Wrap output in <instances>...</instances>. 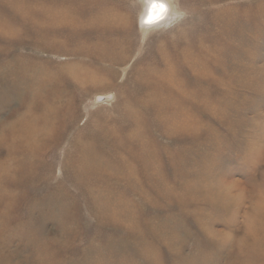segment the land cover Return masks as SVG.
I'll list each match as a JSON object with an SVG mask.
<instances>
[{
    "label": "rangeland",
    "instance_id": "374dc122",
    "mask_svg": "<svg viewBox=\"0 0 264 264\" xmlns=\"http://www.w3.org/2000/svg\"><path fill=\"white\" fill-rule=\"evenodd\" d=\"M180 3L190 18L148 37L131 0H0V264L264 262V0Z\"/></svg>",
    "mask_w": 264,
    "mask_h": 264
},
{
    "label": "bare ground",
    "instance_id": "6f19581e",
    "mask_svg": "<svg viewBox=\"0 0 264 264\" xmlns=\"http://www.w3.org/2000/svg\"><path fill=\"white\" fill-rule=\"evenodd\" d=\"M71 10H69L68 8L66 7H63V6H58L56 9H55V12H54V20H55V24H63V23H66V22H71L73 21L71 17ZM200 56V52H196V51H193L191 54H186L185 57H181V59L184 61L185 64H187L189 67H191L192 69H194L196 72H199V75L202 73V70L198 69V68H195L194 67V64L197 63V60ZM102 57V56H101ZM25 69V68H24ZM23 68H20L18 66H13V69H11V66H10V71L8 69H5L4 71V74L8 73L9 76L11 77V71L15 70L14 72L17 71V73H21L19 75H22V73H24ZM70 70V74H71V77L73 79H78L80 83H85L86 82V74H85V71H81L80 69L78 68H75V67H71L69 68ZM12 74L13 77L15 76L16 78V74ZM27 73H33L32 75V78H34L33 81H31V85H32V88H38L39 90L37 92H40V91H43V88H45L49 83L50 81V77L48 78L46 75H45V72L41 71L38 75L36 74V70L34 68H32V70H29ZM171 68L170 70L168 68H165L163 71H156V70H151V71H148L147 75L145 76V78H160V79H165L164 81L166 82H169L171 81ZM234 73V72H233ZM35 77L37 78L35 80ZM15 78L13 80V82L15 81ZM90 79V78H89ZM231 79V77H230ZM17 80V79H16ZM89 81V80H88ZM232 79L230 80L229 83H231ZM174 83H178L176 81H174ZM179 84V83H178ZM232 84V83H231ZM180 85V84H179ZM13 86V84H12ZM16 86V85H15ZM229 86V84L227 85ZM181 87V85H180ZM18 90H16V93L14 94H8L7 96L10 98V101L13 100L14 97H17L18 96V92L19 91H22L23 89L25 90H28V87H26L25 85H21L20 86V89L17 88ZM30 91V90H29ZM182 91V89H181ZM36 92V93H37ZM187 96L189 97V99L191 101H193L194 105L195 106H198L196 104V102L193 100V97L192 95L188 92L187 93ZM204 99V98H203ZM217 101H214L211 103L210 100L206 101L205 100H202L201 97L199 96V106H205V107H208L212 104H216ZM162 105V104H161ZM160 105V106H161ZM182 108V107H180ZM193 118L190 117V116H187L186 113H182L181 115H179L177 121H173L172 122V128H170V131H174V130H180V131H183V130H190V128L192 127L193 128ZM23 124H24V127H23V132H22V137L24 138V140L22 141V149H24L25 151H28V150H32L34 147H35V136L37 134L36 130H35V124H34V121L33 120H29V119H24L23 121ZM4 162V161H3ZM7 166H6V164ZM12 166V161L11 160H6V162L4 163H0V172H4V171H8V168ZM192 180V179H191ZM199 182V181H198ZM190 183V181L188 182ZM187 183V184H188ZM192 183V182H191ZM185 184V183H184ZM193 185H194V181H193ZM192 186V185H191ZM185 187V185H184ZM183 187V189H184ZM191 189V188H190ZM184 193H186L185 197L187 196H190V193H189V189H185ZM183 194V193H182ZM203 198H209L211 197L212 193L210 192H206L205 194H201ZM196 201V200H194ZM192 201V202H194ZM263 201V200H262ZM263 205V204H262ZM116 221H120V218L118 216L115 215V218ZM170 227V226H169ZM162 232V231H161ZM28 236V235H27ZM25 236V237H27ZM29 238V236H28ZM31 239V238H29ZM28 240V239H27ZM172 240V239H171ZM171 242V241H170ZM166 243V242H165ZM150 244V243H149ZM170 244V243H169ZM168 244V245H169ZM145 246H148V245H145ZM151 246V245H150ZM171 246V245H170ZM153 248V247H152ZM151 249V248H150ZM261 250V249H260ZM43 252V250H42ZM41 250H38L36 252V256L38 257V255H41L42 254ZM152 252L154 253V250H152ZM141 253V252H140ZM152 253V254H153ZM158 252H156V257L158 256L157 254ZM142 254V253H141ZM145 255V254H144ZM154 256V255H153ZM142 257V256H141ZM144 257H147V256H144ZM155 257V256H154ZM186 257H184L185 259ZM11 259V257H10ZM157 259V258H156ZM201 259L200 255L199 254H194L192 255L191 257L189 258H186L185 260H183L182 264H198L199 260ZM219 259V258H218ZM151 260H152V257H151ZM181 260V259H180ZM154 261V259H153ZM123 264H133L132 261H125L123 260ZM152 262V261H151ZM150 262V263H151ZM245 262V261H244ZM93 264H101L99 261H95ZM242 264V263H241ZM257 264H264V262L262 263H257Z\"/></svg>",
    "mask_w": 264,
    "mask_h": 264
},
{
    "label": "clouds",
    "instance_id": "9594fccd",
    "mask_svg": "<svg viewBox=\"0 0 264 264\" xmlns=\"http://www.w3.org/2000/svg\"><path fill=\"white\" fill-rule=\"evenodd\" d=\"M131 6L136 9L139 33L148 37L172 33L191 16L180 0H131Z\"/></svg>",
    "mask_w": 264,
    "mask_h": 264
}]
</instances>
